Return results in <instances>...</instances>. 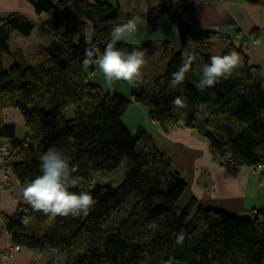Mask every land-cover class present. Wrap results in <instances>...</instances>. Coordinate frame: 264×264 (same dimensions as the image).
Wrapping results in <instances>:
<instances>
[{
    "label": "trees",
    "instance_id": "1",
    "mask_svg": "<svg viewBox=\"0 0 264 264\" xmlns=\"http://www.w3.org/2000/svg\"><path fill=\"white\" fill-rule=\"evenodd\" d=\"M27 1L48 16L52 36L46 46L24 54L10 48V35L29 36L34 22L20 13L0 18V111L18 110L25 127L20 139L13 126L0 128V141L9 148L2 166L19 184H30L40 174L39 155L54 146L82 178L70 191L90 192L96 203L88 215L57 216L51 226H45L42 213L19 204L13 216L3 217L10 243L34 257L57 251L63 264H264V205L237 217L197 204L169 156L144 129L132 133L122 119L132 101L140 103L164 132L191 129L214 157L234 167L261 165L264 174V70L225 39L218 55L236 51L244 67L198 91L200 68L216 56L214 40L221 34L196 26L188 0H166L147 9L145 30L155 34L168 19L178 45L153 39L118 43L127 51H146L143 82L130 84V97L104 91L88 78L98 68L85 64V49L99 58L113 26L133 20V14L123 13L117 0ZM183 51L196 59L185 82L172 88L171 74L181 66ZM176 97L187 108H173ZM70 105L68 117L64 111ZM122 161L125 172L117 185L92 182L96 173H112ZM25 216L34 217L27 228L21 223ZM181 231L185 239L177 245Z\"/></svg>",
    "mask_w": 264,
    "mask_h": 264
},
{
    "label": "crops",
    "instance_id": "2",
    "mask_svg": "<svg viewBox=\"0 0 264 264\" xmlns=\"http://www.w3.org/2000/svg\"><path fill=\"white\" fill-rule=\"evenodd\" d=\"M117 1L120 10L133 14V21L137 24V21L145 22V13L149 7L166 0H125L123 3L121 0ZM188 1L192 5L196 26L221 34V37L214 40V49L218 47L216 55L224 49L225 39H229L243 48L251 64L264 70V0ZM11 13H20L35 24L27 38L16 31L11 33V49L29 54L38 46L49 44L52 32L47 24V15L44 17L43 14H37L27 0H0V18ZM36 27L41 29L40 33L36 32ZM139 29L145 30V23L142 27L137 24V31L128 38L129 43L143 42L137 35ZM170 41L175 46L178 45L177 33ZM27 47L30 49L24 52ZM2 126H13L19 139L24 136L25 131L23 135L17 131V127H25L21 114L14 108H4L0 111V128ZM153 130L155 133H146L152 137L156 147L169 156L172 166L187 183V194L195 196L197 204L245 214L257 204L264 205L262 171L257 173L246 166L234 167L226 159L214 157L208 142L191 129L173 128L164 132L160 126L153 124ZM28 184H19L10 172L4 170L0 162V264H63L62 256L57 251H48L34 257L28 249L21 248L11 257L1 255L10 244L9 235L4 230L3 217L13 216L18 205L25 204L22 193Z\"/></svg>",
    "mask_w": 264,
    "mask_h": 264
},
{
    "label": "clouds",
    "instance_id": "3",
    "mask_svg": "<svg viewBox=\"0 0 264 264\" xmlns=\"http://www.w3.org/2000/svg\"><path fill=\"white\" fill-rule=\"evenodd\" d=\"M137 31V24L131 19L113 26L110 39L106 43L102 55L97 58L95 51L85 49V64L97 67L106 81H124L133 86L143 82V69L146 66V51L133 47L131 51L117 47L118 43L128 42L130 35ZM182 64L173 72L169 81L172 88L185 82L186 74L192 70L196 57L192 52L181 53ZM244 67L243 57L236 51L227 55H216L210 58V63L200 68L199 79L195 82L198 91L203 92L215 86L221 79L227 80L233 73ZM173 108H187V103L180 97L173 100ZM40 174L23 189V202L33 212L42 213L47 219L45 226H51L57 216L88 215L96 203L90 192L79 193L70 191L78 187L82 178L74 175L78 171L75 165H70L64 153L56 147H50L38 157ZM34 217H22L21 223L30 227ZM185 236L183 231L177 234L175 244L182 245Z\"/></svg>",
    "mask_w": 264,
    "mask_h": 264
},
{
    "label": "rangeland",
    "instance_id": "4",
    "mask_svg": "<svg viewBox=\"0 0 264 264\" xmlns=\"http://www.w3.org/2000/svg\"><path fill=\"white\" fill-rule=\"evenodd\" d=\"M101 1H110V0H101ZM121 2H125V0H121ZM44 17H46L45 14H43ZM145 22H140L137 21V24L142 27ZM41 32V29L39 27H36V32ZM137 35L140 36V39L142 41L147 40V39H153L155 41H163V40H168L170 41L172 37H176V27L173 23H170L168 19H164L161 23V26L158 28L155 34H150L144 29L140 30L137 32ZM87 37L89 39L88 33ZM27 38V37H24ZM24 52H28L30 47L24 48ZM218 47H215V50H217ZM30 52V51H29ZM88 78L90 81L97 83L104 91H107L109 89L114 90L118 92L119 94L130 97V90H131V85L127 82L124 81H113L111 84H109L103 73L98 69L92 74H88ZM73 112V106H68L66 110L64 111L65 115L70 117ZM123 122L131 131L132 133H135L138 128H143L146 132L148 133H155L153 130V122L150 121L148 118L145 108L143 105L140 103L132 101L127 109L124 111L123 116H122ZM17 131L21 132L23 135L25 128L22 127H17ZM23 131V132H22ZM16 133L17 136L19 133ZM20 135V136H21ZM125 172V162L122 161L119 167L117 168L116 171L114 172H100L96 173V175L93 177L92 182L95 183H112L113 185H117L119 181L121 180L123 174ZM183 200L181 198L180 200V205H183ZM263 204H257L254 207H261ZM228 213H233L232 215H235L237 217H247L249 214V211L247 214L245 212H233L228 210Z\"/></svg>",
    "mask_w": 264,
    "mask_h": 264
},
{
    "label": "built area",
    "instance_id": "5",
    "mask_svg": "<svg viewBox=\"0 0 264 264\" xmlns=\"http://www.w3.org/2000/svg\"><path fill=\"white\" fill-rule=\"evenodd\" d=\"M8 153H9L8 145L5 142H1V145H0V162L1 163H3V160L8 155ZM255 171H257V173H259V171H263L262 166L257 165L255 167ZM20 249L21 247L19 245L10 243L8 247L6 248V250H4V252L1 255L3 257H11L14 255V253L18 252Z\"/></svg>",
    "mask_w": 264,
    "mask_h": 264
}]
</instances>
